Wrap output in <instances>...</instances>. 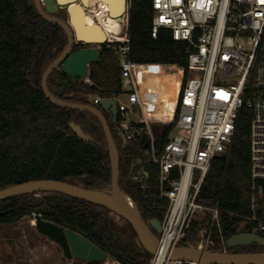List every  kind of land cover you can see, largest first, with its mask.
I'll use <instances>...</instances> for the list:
<instances>
[{
	"label": "trees",
	"instance_id": "1",
	"mask_svg": "<svg viewBox=\"0 0 264 264\" xmlns=\"http://www.w3.org/2000/svg\"><path fill=\"white\" fill-rule=\"evenodd\" d=\"M153 14L152 0H131V59L184 64L185 45L174 40L169 30L161 29L156 37L152 36ZM67 42L65 30L44 19L34 0H0V190L34 179L60 180L101 191L111 188V162L101 121L90 112L55 105L41 87L44 71ZM89 78L90 83L71 82L56 68L49 75L48 87L54 92L59 82L68 80L71 85H62L64 93L59 97L73 102L93 104L90 94L114 97L121 84L119 57L112 46L101 44L99 60L91 63ZM71 122L92 141L78 137ZM249 124L250 111L244 110L231 152L213 158L200 194L202 202H218L225 211L221 214L224 242L237 232H258L253 224L226 213H251ZM110 126L119 150L121 190L138 204L146 222L151 218L162 221L167 200L159 196L155 181L147 179L143 188L133 179L142 169L154 172L145 146L140 140L124 144L118 128L112 123ZM168 128L155 127L160 148ZM42 191L47 194L28 192L0 200V222H10L38 209L44 219L80 232L121 264H149L152 254L141 244L130 222L101 204L64 192ZM200 228V221L193 222L181 244L195 246ZM215 239L213 249L222 251L221 239L218 235ZM226 249L258 252L264 251V246L254 242L226 245Z\"/></svg>",
	"mask_w": 264,
	"mask_h": 264
},
{
	"label": "built area",
	"instance_id": "2",
	"mask_svg": "<svg viewBox=\"0 0 264 264\" xmlns=\"http://www.w3.org/2000/svg\"><path fill=\"white\" fill-rule=\"evenodd\" d=\"M130 7L131 0H124L118 16L121 32H106L104 43L119 57L121 90L103 98L116 101L115 124L127 142L140 140L148 152L154 172L142 169L133 179L143 188L153 179L159 196L167 200L158 250L149 264L186 262L171 259L169 252L181 245L195 221L201 228L194 247L216 251L218 235L222 251H227L221 228L225 211L218 202H202L200 194L213 158L231 152L244 110L250 111L251 213H226L253 224L262 235L264 218L258 206L264 205V0H152L151 34L169 30L185 45L184 64L131 59ZM109 13L106 9L105 15ZM171 76L178 80L176 98L164 110ZM84 80L91 82L89 76ZM101 100L96 95L93 105ZM164 125L169 128L160 148L155 127ZM108 257L93 264H109Z\"/></svg>",
	"mask_w": 264,
	"mask_h": 264
},
{
	"label": "water",
	"instance_id": "3",
	"mask_svg": "<svg viewBox=\"0 0 264 264\" xmlns=\"http://www.w3.org/2000/svg\"><path fill=\"white\" fill-rule=\"evenodd\" d=\"M34 2L40 15L47 21L61 26L68 38L65 49L44 71L41 79L42 90L55 105L90 112L101 121L111 162V188L107 191H101L86 189L60 180L34 179L0 190V200L31 191L53 190L101 204L130 222L141 244L151 254H154L159 246L158 233L161 232V221L157 218H151L146 222L134 200L131 206L125 203L123 195L126 193L121 190L119 185V150L110 126L111 117L106 116L108 112L111 113V116L116 114V101L102 98L98 105H93L62 99L59 97L64 93L62 85H71L66 79L58 83V87L54 92L48 87L49 75L56 68H60L62 72L69 75L72 81H75L78 77L85 78L89 75L91 63L99 60L100 47L104 42L102 40L104 36L103 28L91 12H88L85 1L80 3L77 0H34ZM66 4H68L67 11L70 20H65L56 15V12ZM122 4L124 7V0H122ZM84 18L87 20L86 23ZM76 42L83 43L85 46L73 49ZM70 127L81 139L92 141V137L86 134L78 124L71 122ZM120 135L124 144H126L125 136L123 133H120ZM258 210L264 218V205H259ZM2 213L0 212V214ZM33 215L37 230L57 242L67 258H74L87 264L101 263L106 260L107 253L80 232L44 219L38 209L33 212ZM254 242L264 246V236L255 232H237L227 239V246H245ZM169 256L171 259H180L196 264H264V251H212L183 244L172 248Z\"/></svg>",
	"mask_w": 264,
	"mask_h": 264
},
{
	"label": "rangeland",
	"instance_id": "4",
	"mask_svg": "<svg viewBox=\"0 0 264 264\" xmlns=\"http://www.w3.org/2000/svg\"><path fill=\"white\" fill-rule=\"evenodd\" d=\"M56 15L66 18L65 9L57 11ZM82 80L85 82L83 78H80L79 82ZM167 82L169 91L161 106L164 110H168L176 98L178 80L171 76ZM95 96V94L88 95L90 100ZM30 194L43 196L47 192L38 191ZM110 215L121 220L112 212ZM32 220H34L33 213L10 222H0V264H83L74 258H67L59 244L38 231ZM108 259L109 264H121L111 257Z\"/></svg>",
	"mask_w": 264,
	"mask_h": 264
},
{
	"label": "bare ground",
	"instance_id": "5",
	"mask_svg": "<svg viewBox=\"0 0 264 264\" xmlns=\"http://www.w3.org/2000/svg\"><path fill=\"white\" fill-rule=\"evenodd\" d=\"M97 1L101 2L98 4ZM85 3L89 5L88 12H91L92 16L103 28L104 36L102 40H106L107 31L117 34L121 32V19L118 17V14L123 9L122 0H85ZM106 9L110 11L107 16L105 15ZM86 18H84L85 23L87 21ZM123 200L128 206L132 205V199L128 194L123 195ZM32 223L35 224V220H32Z\"/></svg>",
	"mask_w": 264,
	"mask_h": 264
},
{
	"label": "flooded vegetation",
	"instance_id": "6",
	"mask_svg": "<svg viewBox=\"0 0 264 264\" xmlns=\"http://www.w3.org/2000/svg\"><path fill=\"white\" fill-rule=\"evenodd\" d=\"M69 4V3H68ZM68 4H66V5H64L61 9H65V11H66V18H65V20H70V17H69V15H68V11H67V6H68ZM97 45V44H96ZM83 46H85V44H83V43H78V42H76L75 43V45H74V47H73V49H77V48H80V47H83ZM67 75V74H66ZM69 76V75H68ZM89 76V75H88ZM70 77V76H69ZM79 77L75 80V81H72L71 80V77H70V80H71V82H77V81H79ZM84 79V78H83ZM86 82V81H85ZM106 116L109 118V117H111V122L110 123H112L113 125H114V127L115 128H117L116 127V124H115V120H113V119H116V114H114V116H111V113L110 112H108V113H106ZM120 133H122L119 129H118V134L120 135ZM121 136V135H120ZM148 222V221H147Z\"/></svg>",
	"mask_w": 264,
	"mask_h": 264
},
{
	"label": "crops",
	"instance_id": "7",
	"mask_svg": "<svg viewBox=\"0 0 264 264\" xmlns=\"http://www.w3.org/2000/svg\"><path fill=\"white\" fill-rule=\"evenodd\" d=\"M77 1H80V3H82V2L85 1V0H82V1H81V0H77ZM97 2H98V1H97ZM88 6H89V5L87 4L86 7L88 8Z\"/></svg>",
	"mask_w": 264,
	"mask_h": 264
}]
</instances>
